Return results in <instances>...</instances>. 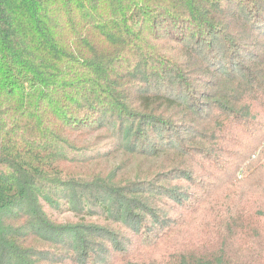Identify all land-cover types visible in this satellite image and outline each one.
I'll return each mask as SVG.
<instances>
[{"label": "trees", "instance_id": "trees-1", "mask_svg": "<svg viewBox=\"0 0 264 264\" xmlns=\"http://www.w3.org/2000/svg\"><path fill=\"white\" fill-rule=\"evenodd\" d=\"M101 257L264 264V0H0V264Z\"/></svg>", "mask_w": 264, "mask_h": 264}, {"label": "rangeland", "instance_id": "rangeland-1", "mask_svg": "<svg viewBox=\"0 0 264 264\" xmlns=\"http://www.w3.org/2000/svg\"><path fill=\"white\" fill-rule=\"evenodd\" d=\"M95 134L94 135H91L90 136V138H88L89 140H93V139H95ZM119 160V158L118 159H116V161H118ZM234 160H235V158L234 159H232V160H230V162H234ZM111 161V163H110V165H112L113 163V161L112 160H110ZM107 166V165H106ZM223 191V190H222ZM218 196V198L216 199V202H218V204H219V210L222 212V200H223V198H222V195L221 194H218L217 195ZM65 216H69L68 214H64L62 217H65ZM70 217V216H69ZM199 227V226H198ZM188 228V227H187ZM192 227L190 226L189 228H188V238L189 239H193V237L191 236L192 234H194L195 232L193 231V229H191ZM195 228H197V227H195ZM203 231V228L202 229H200V231ZM127 236H129V235H127ZM124 241H125V243H127V240H125L124 239ZM128 244H134V248H133V250H134V253H138L139 254V252H138V249L142 246V241H140L137 237H134V236H132V240L131 241H128ZM171 247L172 246H167V247H164V248H161V250L158 252V254L157 255H159V254H163V255H167V253L166 252H171ZM144 250V249H143ZM157 257V256H156ZM153 258H155V257H148V259L150 260V259H153ZM120 259H121V257H120ZM100 264H116L117 262H115V260L113 259V258H104V257H101L100 258Z\"/></svg>", "mask_w": 264, "mask_h": 264}]
</instances>
